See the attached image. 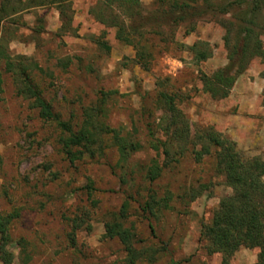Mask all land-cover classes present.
Wrapping results in <instances>:
<instances>
[{
    "label": "rangeland",
    "instance_id": "1",
    "mask_svg": "<svg viewBox=\"0 0 264 264\" xmlns=\"http://www.w3.org/2000/svg\"><path fill=\"white\" fill-rule=\"evenodd\" d=\"M51 1L8 17L7 53L15 63V57L24 58L31 82L72 131L84 110L101 106L99 121L140 149L118 166L116 149L103 134L101 153L69 161L60 143L67 134L40 119L18 93L17 78L2 72L0 213H17L8 226L9 264H128L118 240L104 237V224L113 221L132 235L138 254L132 264H220L219 254L206 253L199 231L231 190L216 172L213 156L195 160L199 143L194 135L210 128L232 142L243 159L264 161L260 59L248 61L224 99H212L200 81L202 74L225 65L220 22L237 23L234 17L241 9L181 20L179 10L168 12L170 0H132L114 3L110 10L100 0ZM110 11L130 44L116 37V27L100 21L107 16L110 21ZM263 15L264 3L258 24ZM260 40L264 43V37ZM196 42L206 43L210 51L199 63L190 50ZM160 95L174 96L189 126L184 152L173 161L161 147L153 151L149 146L151 134L164 141L157 128ZM154 163L161 170L149 182L145 172ZM151 198H168L166 207L143 211L146 202L152 205ZM256 254L257 249L239 248L228 264H254Z\"/></svg>",
    "mask_w": 264,
    "mask_h": 264
},
{
    "label": "trees",
    "instance_id": "2",
    "mask_svg": "<svg viewBox=\"0 0 264 264\" xmlns=\"http://www.w3.org/2000/svg\"><path fill=\"white\" fill-rule=\"evenodd\" d=\"M0 0V92L2 72L17 78L21 85L18 93L28 101L30 109L36 110L37 115L43 121H52L61 133L67 136L61 139L63 154L72 161L84 154L90 157L95 153H101L103 134L110 137L111 145L116 149L118 166L127 162L132 152L140 149V144L133 142L129 138L120 135L118 130L104 126L98 119L102 114L101 106L96 109H86L83 112L82 122L78 129L71 130L69 124L59 121L58 116L51 112L50 105L41 97L40 90L31 82L27 74V66L22 63L23 57H15L13 62L6 50L8 43L4 39V24L8 17L20 10H26L25 6L41 5V0ZM200 3L195 8L196 2ZM52 0L50 3H53ZM106 8L110 10L111 5L128 4L132 0H100ZM264 0H254L246 3L244 0H236L223 5H210L209 0H170L169 10H179L180 19L200 15H212L214 17L228 15L233 9L238 10L235 20L237 23L220 22L224 29L223 45L226 50V63L209 76L201 75L200 81L202 90L212 99H224L232 88L235 79L240 75L248 61L252 58H259L264 65V43L260 38L264 37V15L263 22L257 23V17L261 11ZM121 6V5H120ZM23 7V9H21ZM31 7V6H29ZM61 16V8L56 9ZM110 21L107 16L101 18L102 23L108 22L116 27V37L128 44L131 43L129 37L124 32L122 23L117 22V18L111 15ZM38 28V27H37ZM198 47V48H197ZM192 58L195 62H203L210 56V51L206 43L196 42L191 45ZM143 66V65H142ZM144 67V66H143ZM263 86L261 90L262 109L264 117V70L261 72ZM173 95H160L157 99V110L161 113L158 117L157 128L164 137V141L152 139L151 134L149 146L153 151L161 147L162 153L170 161L173 156H181L184 152L189 138V126L184 116L176 107ZM198 145V150L194 153L195 160L202 156H213L215 159V170L224 177V184L231 190V194L219 200L216 209L213 211L207 224L200 226L199 239L204 242L207 254H219L220 264H228L233 254L239 248L257 249L254 264H264V161L259 158H242L239 151L235 149L232 142L225 139L219 133L210 128L199 130L194 135ZM178 143L174 151H171L173 144ZM181 145V146H180ZM78 148L79 150H72ZM161 170L155 163L146 170V179L154 181ZM151 204L146 202L143 211H151L153 205L166 207V200L159 202L151 198ZM124 209L122 207L121 213ZM151 213V212H150ZM17 213H0V261L2 264H9L11 256L6 252L8 244V226ZM104 237L107 239L116 238L127 254V263L132 264L138 259V254L131 246L132 235L128 230L123 229L117 222L104 224Z\"/></svg>",
    "mask_w": 264,
    "mask_h": 264
}]
</instances>
